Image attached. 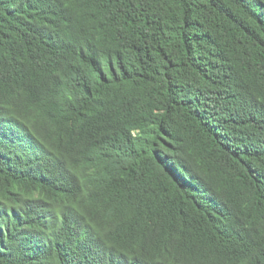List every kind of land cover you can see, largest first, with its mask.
Wrapping results in <instances>:
<instances>
[{"label": "trees", "instance_id": "trees-1", "mask_svg": "<svg viewBox=\"0 0 264 264\" xmlns=\"http://www.w3.org/2000/svg\"><path fill=\"white\" fill-rule=\"evenodd\" d=\"M0 264H264V0H0Z\"/></svg>", "mask_w": 264, "mask_h": 264}]
</instances>
